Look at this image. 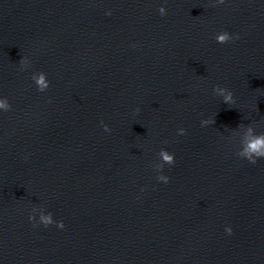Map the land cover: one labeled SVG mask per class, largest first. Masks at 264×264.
<instances>
[{
	"label": "clouds",
	"instance_id": "obj_1",
	"mask_svg": "<svg viewBox=\"0 0 264 264\" xmlns=\"http://www.w3.org/2000/svg\"><path fill=\"white\" fill-rule=\"evenodd\" d=\"M219 3H224V0H219ZM161 16L166 15V9L162 6L158 9ZM111 14L110 12L108 13ZM239 37H233L228 32H221L216 35V40L218 43L225 44L228 43L230 40L238 39ZM20 63L22 67H26L28 65L27 58H22L20 60ZM32 80L35 82L37 88L39 91L43 92L49 87V81L46 78V74L43 72H40L39 75H32ZM214 94L217 96H221L223 98V103L227 105H234L236 103L234 99L233 92L226 87H221L219 85H216L213 89ZM0 109L4 111H9L11 109V105L9 104L8 100L6 98L0 99ZM139 112V109L136 110ZM103 123V122H101ZM202 125H208L211 123H215L214 120H204L201 122ZM238 127L243 128L247 127V131L249 133V136L245 139V141L242 143V146L240 150L237 152V155L247 159L251 164H256L258 158H264V132L259 134H253L254 128L251 124L244 125L240 124ZM104 130L110 131L107 125H104ZM180 135L185 134V129L181 128L178 130ZM159 155L162 157L164 164L160 165L158 168V171H162L165 164L172 165L175 163L174 154H170L167 150L161 149L159 152ZM157 179L159 181H162L164 183H168L169 177L165 175H159L157 176ZM30 221H35V215L29 216ZM39 223H42L45 227H48L49 225L56 224L58 228H63L64 224L63 221H54L52 213H48L47 215H41L39 217ZM35 226V225H34ZM226 233L229 235L232 232V229L230 227L225 229Z\"/></svg>",
	"mask_w": 264,
	"mask_h": 264
}]
</instances>
